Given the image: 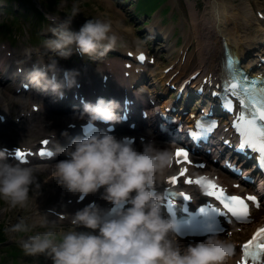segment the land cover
<instances>
[{"label": "clouds", "instance_id": "obj_1", "mask_svg": "<svg viewBox=\"0 0 264 264\" xmlns=\"http://www.w3.org/2000/svg\"><path fill=\"white\" fill-rule=\"evenodd\" d=\"M78 14L79 8L73 4L71 15L51 28L52 38L44 41V47L54 55L47 61L38 57L25 73L37 92L63 99L66 88L79 86V72L59 66V59L72 55L73 46L81 55L93 57L117 43L111 24L101 18L87 19L78 31L73 30ZM118 108L114 99L99 97L95 103H83L82 115L87 116L89 125L96 121L114 125L121 122ZM57 152L68 158L55 164L53 178L68 192L79 194L81 200L103 188L102 199L114 205V210L89 204L70 218L68 231L59 232L56 221L41 215L39 226L47 230L18 241L26 256L45 254L53 264H233L236 244L231 238L209 235L183 247L173 234L175 221L163 216V196L157 188L172 170V147L142 139V148L137 150L128 138L96 131L73 138L68 147H58ZM6 160V151L0 150V200L5 204L0 213L27 207L33 199L30 192L38 196L41 188L34 166ZM257 189L264 192V179L258 181ZM81 226L92 231H77ZM35 227L20 217L5 231L29 233Z\"/></svg>", "mask_w": 264, "mask_h": 264}, {"label": "rangeland", "instance_id": "obj_2", "mask_svg": "<svg viewBox=\"0 0 264 264\" xmlns=\"http://www.w3.org/2000/svg\"><path fill=\"white\" fill-rule=\"evenodd\" d=\"M220 1H221V6L219 13L223 15L227 14L226 9L228 10V12L232 14L236 13L238 11L239 6L243 4L245 10L251 9L252 14H254V17H256L255 9L264 7V0H220ZM0 2H2L4 5L9 4L12 7V9L14 7L12 1L9 2L6 0H0ZM35 2L36 5L40 6L43 10L46 9V12L58 14L59 17L64 19L66 18V16L71 15L72 6L73 4H76L79 8V14L75 16L71 25L72 29L76 31L81 24L85 23L87 19H93V18H101L103 20H106L110 24L115 23L118 25L120 24L122 26L128 25L126 20L128 14L125 11L126 7L124 4H121L118 0H35ZM16 4L21 9H20V13L18 15H15L17 16L15 17L16 23L12 25V33H11L12 37H10V39L13 41V46L19 47L20 45H25L30 47L29 46L30 43H37L44 47L43 45L44 40L34 38L32 34L35 35V33L37 32L39 34L44 35V37L45 36L47 37L48 34H51L50 29L55 27V24L53 23L50 24L49 26L47 25L44 26L43 22L41 21L42 25H39L38 18L36 16L37 14L34 12V8L30 4H21L19 0L16 1ZM141 5L145 8L146 12L149 9L152 10L159 5V7H157L156 11L154 12V14L151 17H148L146 25H149L151 21L153 22L155 18V20L159 22V24H157V27L161 29H165L169 32L170 41H172V39L174 38L175 48L176 46H183L186 43L189 44L188 54L191 56L190 64L194 65L195 63H197V57H198L197 49L199 47V44L198 46L196 45V40L199 38L202 39L203 37H206L208 38V41H210L212 37L199 34L196 37L189 35L184 38L182 32L187 33V30L191 28V19H190L191 6H193V8L196 10V13L198 17L201 19L202 24H205L207 21V25L209 26V22L211 21V15L213 13V6L211 0H141ZM165 6L167 8V11L164 10L162 11V9H164ZM5 17H7L5 11L0 9V23L6 21ZM138 17L142 19L143 15L137 16V18ZM10 20H12V16H10ZM263 29L264 27L262 25L260 26L256 25V30H253L251 32H246L251 37L246 41L249 43L253 40L256 43V45H254L251 48L258 46L257 44L258 41H261L263 43L262 40ZM112 31H113V26H112ZM237 31L239 36L245 35L242 29H237ZM5 38H9V36H6ZM5 38H3V40ZM135 38L136 36L134 37L133 35L132 40H135ZM31 39H33L34 41L32 42ZM136 40L138 41V39ZM200 44L203 46L202 41L200 42ZM251 48H249L248 51L250 54H253ZM173 51L174 50H172V53ZM169 52L170 51H167V49L163 50V52L159 57L160 64H165L166 60L168 59L165 58V56ZM12 99L13 98L9 93V89L5 88L0 83V105L5 106L10 104ZM45 119L46 118L43 117L40 119V121L45 122L46 121ZM63 122L64 120L55 121V123L49 125L47 128L46 126H42L41 128L38 129L37 132L34 130L35 131L34 134L29 135L25 133L23 136L18 137V139L20 142L34 141L43 132L50 130L54 126L60 125ZM26 127L30 128V126L28 125H26ZM8 131L9 129H5L3 131L4 135ZM41 168L42 171H39V169ZM36 169H37V179L41 185L39 192L41 190H46V191L51 190L54 184H56L57 182V179L53 178L55 173V165L43 164L39 167H36ZM34 194L36 193L30 192V195H34ZM31 205L32 203L28 204L27 207L22 209L17 208L8 211L6 213H0V222L4 224L7 228L10 227L12 224L16 223L18 218L23 217L26 219V221L29 224L36 225V227L32 230V232L26 233V235H31L34 232L46 231L47 230L46 228H42L39 226V222L41 219L33 218V216L30 214ZM4 207H5L4 202L0 200V209H3ZM69 228L70 227H65V225L56 224L57 232H59L60 230L68 231ZM76 230L86 231L84 229H76ZM26 235L19 233L16 234L8 233V239L10 244L19 245L18 242L19 239L23 238ZM18 248L21 249L20 246H18ZM22 253L23 255L19 258L18 264H53L51 258L46 256L45 254H38L36 256H26L23 251ZM5 254L6 253L3 252V250H0V257ZM11 261H12L11 259L8 260L7 264H11Z\"/></svg>", "mask_w": 264, "mask_h": 264}, {"label": "snow or ice", "instance_id": "obj_3", "mask_svg": "<svg viewBox=\"0 0 264 264\" xmlns=\"http://www.w3.org/2000/svg\"><path fill=\"white\" fill-rule=\"evenodd\" d=\"M138 59L143 61L145 57L141 54ZM236 64L237 62L232 57H229L226 62L228 76L223 85L224 95L222 99L224 107L228 111L233 110L234 105L230 97L235 98L239 102V111L236 112L233 121V128L240 138L237 150L244 152L250 149L257 153L258 168L264 170V77L249 78ZM216 126L215 121H197L195 127L199 131H193L191 135L194 139L206 137ZM42 143L47 146L49 141L44 140ZM52 154L51 151L46 150H41L39 153L41 157L52 156ZM25 155L22 151L16 153V157L20 163L26 162ZM175 163L177 165L192 163L189 152L183 147L176 149ZM199 166L203 167V165ZM229 166L234 171L239 172V174H243L234 165ZM187 171L186 167H181L179 176H171L168 183L176 185L181 181V178L185 177ZM182 182L188 185L196 184L204 187L206 189L205 195L209 198H214L215 201H218L223 206L221 209L220 207L213 206L212 203H208L206 208L201 209L202 212L219 214L221 217L230 215V217L235 218L238 222H251L248 202H253L257 208L264 204V197H261L258 201L256 195L241 197L227 194L226 189L218 186L204 176L195 180L191 178L184 179ZM171 195L172 197L182 196L185 200L191 198L190 195L182 191H172ZM173 203L174 200H169V206ZM239 251L242 253L239 264H264V226L258 228L251 238L240 246Z\"/></svg>", "mask_w": 264, "mask_h": 264}, {"label": "bare ground", "instance_id": "obj_4", "mask_svg": "<svg viewBox=\"0 0 264 264\" xmlns=\"http://www.w3.org/2000/svg\"><path fill=\"white\" fill-rule=\"evenodd\" d=\"M215 11L217 13H219V7H215ZM227 14L223 15L222 17H218L216 15H214V19L217 21H213L212 23L209 22V26L207 25V21L205 24H202L201 19L198 17L196 10L193 8V6H191V11H190V19H191V28H189L187 30V33L182 32L183 37H187L189 35H192L193 37L198 36L199 34L204 35V36H210L211 37V31H215L217 38H219V33L223 32L226 33L227 36L229 37V41L231 46V50L234 51V54L236 55H240L241 52L246 51L245 50V44L242 43H238L236 41H234V38L232 37H237L239 36V34L237 33V29H242L245 35L240 36L238 39L241 38H248L249 34H247L246 32H251L253 30H256V25L260 26L259 23L257 22V18L254 17V14H252L251 9L245 10V7L243 4H241V6H239L238 11L234 14L228 12V10L226 9ZM255 21V22H254ZM213 27V28H212ZM249 27V28H247ZM209 37V38H210ZM206 39V41L208 42V38L204 37ZM242 40V39H241ZM206 42V43H207ZM200 43V40L197 39L196 40V45L198 46V44ZM175 42L174 39H172V41L167 45V51H172L175 49L174 47ZM204 52H200V54H203ZM217 50L216 48L210 50L206 56H208L209 58V63L210 62H215L216 56H217ZM219 61V57L216 60V62ZM53 114H49L48 117H51ZM53 124L50 120L49 121H39L36 125V127H34L33 129L29 130L30 132L32 131H38L39 128H41L42 126H46L48 127L49 125ZM34 131V133H35ZM42 171V168L39 170Z\"/></svg>", "mask_w": 264, "mask_h": 264}, {"label": "trees", "instance_id": "obj_5", "mask_svg": "<svg viewBox=\"0 0 264 264\" xmlns=\"http://www.w3.org/2000/svg\"><path fill=\"white\" fill-rule=\"evenodd\" d=\"M150 10V9H149ZM138 13H146L145 8L140 3L137 5ZM6 226L0 223V250H3L6 254L1 256L0 264H7L8 260H12L11 264H17L18 259L22 256V250L19 249L16 245H9L8 241V232L5 231Z\"/></svg>", "mask_w": 264, "mask_h": 264}]
</instances>
